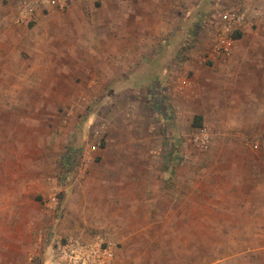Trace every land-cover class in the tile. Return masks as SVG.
<instances>
[{"label":"rangeland","instance_id":"1","mask_svg":"<svg viewBox=\"0 0 264 264\" xmlns=\"http://www.w3.org/2000/svg\"><path fill=\"white\" fill-rule=\"evenodd\" d=\"M243 1L188 5L215 14L214 24ZM80 2L82 10L132 5ZM134 3L137 10L154 4ZM243 30L233 35L232 52L251 58L242 63L240 87L216 93L168 88L170 72L185 69L169 59L137 63L131 88L124 77L112 78L115 63L75 58L56 78L22 80L10 77L0 59V264H57L55 237L114 242L119 264H241V250L264 248V110L255 92L264 19L249 20ZM190 38L157 53L187 61L194 33ZM201 65L210 67L209 60ZM181 101L198 103L201 127ZM168 169L173 176L163 173ZM133 183L174 189L153 207L136 191L137 197L116 198L118 188L128 193ZM140 229L147 236L119 240Z\"/></svg>","mask_w":264,"mask_h":264},{"label":"crops","instance_id":"2","mask_svg":"<svg viewBox=\"0 0 264 264\" xmlns=\"http://www.w3.org/2000/svg\"><path fill=\"white\" fill-rule=\"evenodd\" d=\"M152 1L154 6L145 5L142 10H137L134 0H130L132 5L129 2V7L120 6L116 10H82L81 2L71 1L65 11L38 8L32 24L26 26L14 22L18 8L17 5L15 7V0H0V46L4 47L0 59L6 64L10 77L22 80L41 79L42 76L56 78V73L66 71L67 63H71L75 58L85 63H115L118 65L117 72L112 73V78L124 77V83L129 88L136 79L133 73L137 63L154 64L162 62V59H169L175 63H185L182 75H176V71V74L170 72L167 87L172 90L186 94V89L193 87L198 92L202 89L216 93L231 86L240 87V75L246 69L242 63L246 62L247 65V60L251 58L241 54L222 56L212 52V37L219 22L217 19L212 24L215 14L211 16L206 15L203 10H194L192 6L189 7V0ZM157 5L161 7L159 10L155 8ZM190 33H194L195 40H192L193 48L187 61H182L183 56L178 54L157 53L160 47L168 49L184 39L190 40ZM153 46L157 48L154 52L157 54L150 53ZM256 48L255 92L260 108L264 110V36L257 40ZM208 60L210 67L198 66ZM125 68L128 71L124 70ZM164 77L165 74L159 79ZM153 78L152 81L156 79ZM21 86L18 88L20 93ZM21 89H24L25 93L27 88ZM181 102L186 104L182 108L195 111V120L200 113L196 111L199 108L198 103ZM163 173L174 175L173 169ZM170 184L172 183H151L140 186L133 183L128 185V193L118 188L119 193L115 196L137 197L136 191L147 206L153 207L156 200H167L169 192L174 189V185ZM179 186L176 185V189ZM161 214L165 215V212L161 210L159 217ZM143 230H136L127 237L120 235L119 240H134L147 236L148 232ZM241 254V264H264L263 247H247L241 250ZM117 255L118 252L112 264L121 262L118 261ZM253 255H257L255 259Z\"/></svg>","mask_w":264,"mask_h":264},{"label":"built area","instance_id":"3","mask_svg":"<svg viewBox=\"0 0 264 264\" xmlns=\"http://www.w3.org/2000/svg\"><path fill=\"white\" fill-rule=\"evenodd\" d=\"M71 1L86 0H21L14 22L29 26L34 21L38 8H54L65 11ZM264 18V0L249 3L244 0L218 15V25L212 37V52L229 56L233 52V35L242 32L249 20ZM91 148V153L95 151ZM55 237L51 245V259L57 264H112L117 253L114 242L87 241L78 237Z\"/></svg>","mask_w":264,"mask_h":264},{"label":"trees","instance_id":"4","mask_svg":"<svg viewBox=\"0 0 264 264\" xmlns=\"http://www.w3.org/2000/svg\"><path fill=\"white\" fill-rule=\"evenodd\" d=\"M240 34H236L235 37H239ZM202 125V118L200 116H197L195 117V120H194V126L195 127H201ZM103 146V143L101 144Z\"/></svg>","mask_w":264,"mask_h":264},{"label":"bare ground","instance_id":"5","mask_svg":"<svg viewBox=\"0 0 264 264\" xmlns=\"http://www.w3.org/2000/svg\"><path fill=\"white\" fill-rule=\"evenodd\" d=\"M90 209V208H89Z\"/></svg>","mask_w":264,"mask_h":264}]
</instances>
